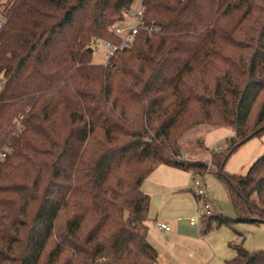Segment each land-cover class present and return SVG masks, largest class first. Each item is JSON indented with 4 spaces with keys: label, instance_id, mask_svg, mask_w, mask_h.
<instances>
[{
    "label": "trees",
    "instance_id": "obj_1",
    "mask_svg": "<svg viewBox=\"0 0 264 264\" xmlns=\"http://www.w3.org/2000/svg\"><path fill=\"white\" fill-rule=\"evenodd\" d=\"M133 1L0 0V264H157L142 182L161 164L225 185L236 214L205 230L264 223V153L225 169L264 133V0H141L161 30L95 62ZM201 124L233 134L187 157ZM232 246L230 264H264V249Z\"/></svg>",
    "mask_w": 264,
    "mask_h": 264
},
{
    "label": "crops",
    "instance_id": "obj_2",
    "mask_svg": "<svg viewBox=\"0 0 264 264\" xmlns=\"http://www.w3.org/2000/svg\"><path fill=\"white\" fill-rule=\"evenodd\" d=\"M189 173L194 176L192 170L161 164L142 182L151 196L148 239L158 250L157 264H230L237 253L232 243L241 242L240 232L236 225L214 223L205 230L202 221L191 223L198 197L188 186ZM160 221L170 229L161 228Z\"/></svg>",
    "mask_w": 264,
    "mask_h": 264
},
{
    "label": "rangeland",
    "instance_id": "obj_3",
    "mask_svg": "<svg viewBox=\"0 0 264 264\" xmlns=\"http://www.w3.org/2000/svg\"><path fill=\"white\" fill-rule=\"evenodd\" d=\"M140 6L141 0H134L131 5V9L136 11L140 8ZM128 21L124 23L130 24L131 21ZM103 44V41H100L98 45L93 44V60L95 62H104L106 53ZM231 133H233V131L232 127L230 126L217 128L204 124L198 125L189 130L182 137V153L185 156L192 158H208L210 157L212 149H219V146L221 148L226 147L228 142L227 139ZM263 153L264 133L263 135H255L240 145L228 159L225 169L230 172L245 174L248 172L251 165ZM188 176L189 188L196 190V186L193 184V177H196V174L194 173L193 176V173H189ZM197 176H200V178L205 177L208 198L213 201L214 207L219 209L226 216H235L236 210L228 195L229 192L225 188V185L222 183V181L216 176V174H214L212 171H209L203 175L199 174ZM235 225L240 232V237L242 238L241 242L247 249L251 251L264 249V223L256 224L238 222Z\"/></svg>",
    "mask_w": 264,
    "mask_h": 264
},
{
    "label": "built area",
    "instance_id": "obj_4",
    "mask_svg": "<svg viewBox=\"0 0 264 264\" xmlns=\"http://www.w3.org/2000/svg\"><path fill=\"white\" fill-rule=\"evenodd\" d=\"M128 18L125 23L129 20L130 24H125L121 22L116 24L112 29L118 36L117 41H112L110 39H96L93 44L98 45L100 41H103V46L105 50L104 61H109L113 56H115L119 51L132 46L138 33L141 31L153 34L161 30V25L156 23H148L144 19V7L141 5L140 8L136 11H133L131 8L127 10ZM128 21V22H129ZM4 19L0 17V27L3 25ZM219 149L221 147H218ZM11 148L7 147L4 150L0 151V160L4 159L6 155L11 152ZM198 175V174H197ZM196 175V176H197ZM194 184L196 186V196L198 197V207L196 213L190 217L192 224H198L202 221L203 217L213 213L214 207L212 206L211 200L208 198L205 179L197 176L194 178ZM159 226L164 229H170L169 224L160 221Z\"/></svg>",
    "mask_w": 264,
    "mask_h": 264
},
{
    "label": "water",
    "instance_id": "obj_5",
    "mask_svg": "<svg viewBox=\"0 0 264 264\" xmlns=\"http://www.w3.org/2000/svg\"><path fill=\"white\" fill-rule=\"evenodd\" d=\"M251 137V135L250 136H248L247 138H250ZM245 141V139L243 140V142Z\"/></svg>",
    "mask_w": 264,
    "mask_h": 264
}]
</instances>
